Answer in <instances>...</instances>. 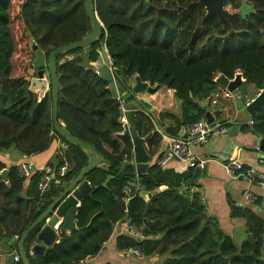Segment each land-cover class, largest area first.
Segmentation results:
<instances>
[{"label":"trees","instance_id":"trees-1","mask_svg":"<svg viewBox=\"0 0 264 264\" xmlns=\"http://www.w3.org/2000/svg\"><path fill=\"white\" fill-rule=\"evenodd\" d=\"M92 1L103 23L100 40L90 46L89 53L78 48L56 55L58 118L74 136L91 145L104 164L87 175L92 190L78 207V227L63 233L44 256H38L31 252L42 224L37 226L24 242L28 263L85 261L100 252L114 225L124 221L142 235H119V249H141L146 258H163L160 264H264L263 217L249 208H232L233 216L245 218L255 242L254 246L247 240L238 244L207 215L201 192L187 185L192 173L166 179L168 173L155 163L147 174L137 175L134 164L128 162L134 145L119 121L121 103L93 64L81 65V54L95 62L105 44L120 91L131 89L129 79L136 75L160 89L175 90L179 114L168 110L156 116L136 95L124 102L129 127L146 136L151 151L162 139L157 131L151 134L156 124L166 135L180 137L183 126L206 114L209 97L218 87L225 89L214 81L217 74L233 78L241 69L246 77L244 88L264 84V0H243L255 10L246 18L238 12H225L228 26L217 14L205 18L206 9L199 0ZM91 30L86 0H0V152L35 155L47 149L56 136L67 144L58 163L50 165L56 178L44 192L38 188L43 171L24 177L19 166H7L0 160V240L6 243L20 239L89 160L79 144L55 129L51 88L42 100L26 89L24 93V78L35 56L30 38L48 60L54 49L82 40ZM68 55L74 56L62 61ZM252 119V126L264 136V105ZM64 165L69 170L60 177L57 172ZM6 168L10 170L7 181L2 176ZM97 175L100 182L95 180ZM163 184L168 188L161 190ZM125 186L135 192L128 202L124 200Z\"/></svg>","mask_w":264,"mask_h":264},{"label":"crops","instance_id":"crops-1","mask_svg":"<svg viewBox=\"0 0 264 264\" xmlns=\"http://www.w3.org/2000/svg\"><path fill=\"white\" fill-rule=\"evenodd\" d=\"M129 82L133 85L135 78H130ZM240 87H242V84ZM240 87L234 92L235 95L238 92L241 93ZM164 90L165 93L160 94V91L157 93V95H159L157 98L146 99V101L150 103V105L147 106L150 112H153L156 116L161 112L168 110L179 114L181 110L174 97L175 90L167 88H164ZM259 90L260 88H258L257 92ZM118 92L122 94L126 91H120L118 88ZM34 93L39 98L38 93ZM137 98L141 100L138 96ZM240 99L241 98L238 97L228 98L220 102L219 105H216L215 107L219 110L220 115L216 114L215 109L212 107L210 108L211 113L216 117L218 124L228 126L229 131L226 134L214 132L206 144L193 148L194 153L198 157L209 159V161H206L208 162V168L205 175L194 178L195 169H192L187 163L179 159H172L164 166H160L168 173L167 176H165L166 179H176V175L188 177L189 174L192 173V178L189 179H191L193 183L187 185H194L193 190L201 192L207 215L221 230H223V232H225V234L232 236L238 244H241L246 240L247 235L250 233L247 231L245 218L242 216H233L232 208H249L254 213L264 218V186L251 183L245 178L230 177L226 173L222 163L231 158H239L242 160L245 167L254 168L264 173V152L260 151L258 143L261 136L255 130L254 126L248 123L247 107H240L239 101L242 100ZM60 122L63 123L62 121ZM167 123H169V121H167ZM155 131L161 134L160 136L162 139L159 146H152L151 151H149L146 136H141L138 132V134L144 138L145 146L150 156V166L147 172L163 154L168 144L166 134L157 124L151 134ZM65 144L66 142L64 140L56 136L50 146L40 153L27 156L22 155L17 151L0 152V160L5 162L7 166H20V164L26 163L31 168L32 176L36 171H43L48 166L52 165L51 163H58V159H60L58 156L62 154ZM133 160L134 153L133 157L128 162L133 163ZM103 164L104 161L102 162V165ZM134 166L137 172L136 165L134 164ZM201 167H203V165ZM147 172L145 174H147ZM137 175L139 176L138 172ZM94 177L96 182L102 180L98 175ZM26 184H29V180H27ZM167 188L168 186L166 184H163L160 187L161 190ZM245 191H250L251 193L256 194L258 196L257 201L254 203L246 201L243 197ZM144 197L148 199L149 194H144ZM81 202L82 201H80L79 206L81 205ZM79 206L76 207V222ZM62 221L63 217L59 219V222L54 227L59 234L57 242H59L63 236L58 229ZM129 227L130 224L128 222L118 221L114 225L112 235L103 244L100 252L95 256H88L87 259L82 262L84 264H160L163 258L159 256L155 255L150 258L138 257L135 254L126 253L124 250L119 249L117 238L121 234L129 233ZM18 240L19 239H16V243L14 244L11 241L6 243L5 240H0V264H19V262L16 263L15 260L12 261L9 258L12 253H19Z\"/></svg>","mask_w":264,"mask_h":264},{"label":"water","instance_id":"water-1","mask_svg":"<svg viewBox=\"0 0 264 264\" xmlns=\"http://www.w3.org/2000/svg\"><path fill=\"white\" fill-rule=\"evenodd\" d=\"M231 10L238 8L244 18L249 14L255 13L252 5L243 0H230ZM199 3L203 5L206 9V16L208 18L213 14H217L221 21L228 26V22L225 19V12L223 6V0H199ZM86 7L88 11L89 18L92 24L91 32L82 40L71 42L68 44H62L58 48L54 49L48 60H46L44 52L39 48L38 44L30 38L29 45L33 50L35 56L31 61V67L27 70V74L24 78L26 83H28L27 93L31 95L32 93H38L39 98L42 100L47 92L52 90V120L55 129L64 135L69 140L77 143L80 147L87 153L89 160L84 168V170L65 188L63 193L22 233L20 239L18 240L19 254L21 256V261L23 264H29L25 255L24 242L28 234L33 231L37 226L41 225L40 231L37 235V242L32 247V252L38 256H44L47 249L52 247L59 239L58 231L54 228L59 222V219L63 217V221L59 226V232L61 234L65 232H72L77 227L76 222V207L79 206L80 201H82L92 190V184L87 178V175L96 167L101 166L103 158L99 153L89 144L83 142L76 136H74L66 126L60 122L58 118V103H59V81L56 68V55L64 54L69 50L78 48H88L100 40L103 32V23L98 17V14L94 8L92 0H86ZM100 53V58L95 62H90L89 57L86 53L81 54L82 63L81 65L86 67L90 63L93 64L98 73L103 76L106 80L110 82L109 88L112 90L114 97L118 95V88L116 84L115 77L117 74L112 71L108 64L107 53L105 48L102 47ZM218 82L223 87L228 88L231 91H235L240 87V77L237 76L233 80L225 75H221ZM258 88L261 89V93L258 97L247 107L249 120L251 116H254L257 111L264 105V84L259 85ZM160 89V85L152 86L149 82H145L140 76L136 75L135 82L133 83L131 89L121 94L122 99L127 100L132 95H138L141 92H147L149 94H156ZM246 88L241 90L244 94ZM146 106L150 103L145 101ZM209 108V107H208ZM206 117L212 125H215L214 117L211 111L208 109L206 112ZM186 127L181 128L179 136H184ZM126 134L132 137L133 141V153L134 160L133 163L136 165L137 172L139 176H144L150 166V156L147 152L145 146V140L138 134V131L134 127H130L125 131ZM261 138L258 140L259 148L261 152H264V136L260 135ZM264 156V154H263ZM264 158V157H263ZM208 168V162L203 164V167L198 165L194 171V178L201 175H205ZM9 169H5L2 172V176L5 181H7V176ZM193 181L189 179L187 184H191ZM248 242L253 246L255 242L253 241L251 234L247 235ZM11 242L16 243V239H12ZM16 253H12L9 258L14 261ZM75 264H84L83 262H78Z\"/></svg>","mask_w":264,"mask_h":264},{"label":"built area","instance_id":"built-area-1","mask_svg":"<svg viewBox=\"0 0 264 264\" xmlns=\"http://www.w3.org/2000/svg\"><path fill=\"white\" fill-rule=\"evenodd\" d=\"M102 47L105 48V52L107 53L108 64H109L110 68L112 69V71H114L112 58H111L110 54L108 53V49H107L105 44H103ZM97 73H98V71H97ZM221 75H222L221 73L217 74L214 77V81L218 82V79ZM237 76L240 77L241 84L246 81V77L244 75V72L241 69H237L235 71L234 77L229 78V80H233ZM149 84L151 85L150 82H149ZM235 91H231L226 87H225L223 92L215 91L209 97V100L207 101L208 103L206 104V107H207L206 109L210 110L211 106L219 105L222 97L228 99V98H233V97L241 98V96H243V95L246 96L245 93L241 94L240 92H238L235 95L234 94ZM260 92H261V89L252 98H246L245 106L248 107L256 99V97H258ZM115 98L121 103L122 114H121L119 121L124 125L123 131H126L130 128L129 127V121L127 118L128 109L124 105L125 100L122 99L120 93H118L117 97H115ZM207 110H206V112H207ZM213 117L215 120L214 126L212 125L211 122H209V120L207 119L206 114H205L199 120H197L196 122H194L192 124H189L186 127V131H185L184 136L173 137V136L166 135V138L168 139L167 147H166L165 151L163 152V154L156 160V163L159 166H164L168 161H170L172 159H179V160L187 163L189 165V167H191L192 169H195L198 165L202 166L206 161H209V159H203V158L198 157L194 153L193 148L196 146H201L203 144H206L210 140V138L214 132H219L220 134H226L229 131L228 126L218 124L216 117L214 115H213ZM248 123L250 125L254 124L252 116L248 120ZM51 133H54V131H52ZM64 147H67V144H65ZM222 163H223V167H224L226 173L230 177H232V178H245L251 183H255L257 185L264 186V173L254 169V168L245 167V165L241 159L231 158V159L224 161ZM19 168H20V173L22 176L29 177L31 175V168L26 163L20 164ZM68 170H69V167L67 165L61 166L57 172V175L60 177H63L66 175ZM55 178H56V173L54 172L53 168L51 166H48L47 168H45L43 170V175H42V177L38 183L39 190L44 192L49 187L50 183L53 180H55ZM193 191H195V190H193ZM123 194L125 196L124 200L126 202H128L135 195V192L133 191L131 186H125L123 189ZM243 197L246 201H248L250 203H254L258 199V196L256 194L251 193L250 191H245L243 194ZM203 203H204V200H203ZM204 205H205V203H204ZM129 233L134 235V236H141L142 235V232L140 230H138L134 225H130ZM124 251L126 253L135 254L138 257H144L141 249L129 248V249H126ZM32 254L36 255L33 252H32ZM14 260L16 263L21 261V256L18 252L16 253Z\"/></svg>","mask_w":264,"mask_h":264},{"label":"rangeland","instance_id":"rangeland-1","mask_svg":"<svg viewBox=\"0 0 264 264\" xmlns=\"http://www.w3.org/2000/svg\"><path fill=\"white\" fill-rule=\"evenodd\" d=\"M231 1L230 0H223V6H224V9H226V11L228 10V7L231 9V3H230ZM86 49V51L89 53V50H90V47H88V48H85ZM74 55H68V56H66V57H64L63 59H62V61H64L67 57H73ZM132 82V81H131ZM2 83V81H1V79H0V84ZM130 83V82H129ZM132 85V84H131ZM245 86L243 85L242 87H240V89L242 90L243 88H244ZM23 90H24V93H25V89H26V91H27V88H28V83H26V82H23ZM218 89V91H220V92H223L224 91V88H220V87H218L217 88ZM257 90H258V87L257 86H255V85H252V84H249L248 86H247V91H246V96L245 95H243V96H241V101H239V104H240V107H244V108H246L245 107V101H246V98H252L255 94H256V92H257ZM160 92V94H162V93H165V90H164V88H161V90H159ZM238 92V91H237ZM49 93V92H48ZM49 95V94H48ZM28 96V95H27ZM142 101H146V99L147 98H153V99H155V98H157V96H159V95H157V93L156 94H149V93H147V92H141V93H139L138 95H137ZM33 97L34 98H36L37 97V95L35 94V93H33ZM226 98H224V97H222L221 98V102L223 101V100H225ZM213 109H215V111H216V114L217 115H220V112H219V110L215 107V106H211ZM59 138H61V137H59ZM62 139V138H61ZM63 140V139H62ZM63 152V151H62ZM31 258L33 259V255H31ZM37 259V257H35V260Z\"/></svg>","mask_w":264,"mask_h":264},{"label":"flooded vegetation","instance_id":"flooded-vegetation-1","mask_svg":"<svg viewBox=\"0 0 264 264\" xmlns=\"http://www.w3.org/2000/svg\"><path fill=\"white\" fill-rule=\"evenodd\" d=\"M245 2V1H244ZM231 5V4H230ZM227 11H230V12H238V13H240L241 14V12H240V10L238 9V8H235L234 10H231L229 7H228V10ZM226 11V12H227ZM242 15V14H241ZM250 15V14H249ZM248 15V16H249Z\"/></svg>","mask_w":264,"mask_h":264}]
</instances>
